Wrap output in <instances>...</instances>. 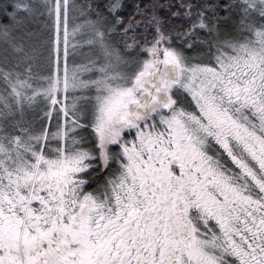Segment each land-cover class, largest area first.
Segmentation results:
<instances>
[{"label": "snow or ice", "instance_id": "1", "mask_svg": "<svg viewBox=\"0 0 264 264\" xmlns=\"http://www.w3.org/2000/svg\"><path fill=\"white\" fill-rule=\"evenodd\" d=\"M0 264H264V0H0Z\"/></svg>", "mask_w": 264, "mask_h": 264}]
</instances>
